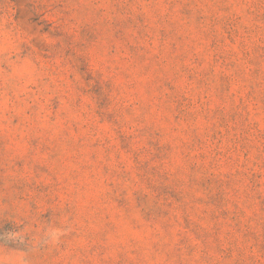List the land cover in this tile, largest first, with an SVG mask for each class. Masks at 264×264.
<instances>
[{
    "label": "rangeland",
    "instance_id": "obj_1",
    "mask_svg": "<svg viewBox=\"0 0 264 264\" xmlns=\"http://www.w3.org/2000/svg\"><path fill=\"white\" fill-rule=\"evenodd\" d=\"M0 264H264V0H0Z\"/></svg>",
    "mask_w": 264,
    "mask_h": 264
}]
</instances>
